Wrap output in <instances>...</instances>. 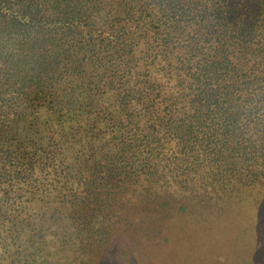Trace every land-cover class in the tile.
<instances>
[{
    "label": "trees",
    "instance_id": "trees-1",
    "mask_svg": "<svg viewBox=\"0 0 264 264\" xmlns=\"http://www.w3.org/2000/svg\"><path fill=\"white\" fill-rule=\"evenodd\" d=\"M239 197L264 245V0H0V264Z\"/></svg>",
    "mask_w": 264,
    "mask_h": 264
},
{
    "label": "rangeland",
    "instance_id": "rangeland-1",
    "mask_svg": "<svg viewBox=\"0 0 264 264\" xmlns=\"http://www.w3.org/2000/svg\"><path fill=\"white\" fill-rule=\"evenodd\" d=\"M241 199L232 208L133 210L126 223L116 224L109 245L97 252L96 264H264L256 227L244 231Z\"/></svg>",
    "mask_w": 264,
    "mask_h": 264
}]
</instances>
